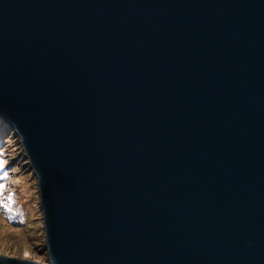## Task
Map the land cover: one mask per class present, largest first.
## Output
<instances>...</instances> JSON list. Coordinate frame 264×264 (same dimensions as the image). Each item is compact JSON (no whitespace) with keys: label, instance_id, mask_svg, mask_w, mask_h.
Segmentation results:
<instances>
[{"label":"water","instance_id":"95a60500","mask_svg":"<svg viewBox=\"0 0 264 264\" xmlns=\"http://www.w3.org/2000/svg\"><path fill=\"white\" fill-rule=\"evenodd\" d=\"M0 125L46 264H264V0H0Z\"/></svg>","mask_w":264,"mask_h":264},{"label":"rangeland","instance_id":"374dc122","mask_svg":"<svg viewBox=\"0 0 264 264\" xmlns=\"http://www.w3.org/2000/svg\"><path fill=\"white\" fill-rule=\"evenodd\" d=\"M0 186V254L46 264L37 233L33 179L14 155L1 125Z\"/></svg>","mask_w":264,"mask_h":264},{"label":"snow or ice","instance_id":"6c2138e0","mask_svg":"<svg viewBox=\"0 0 264 264\" xmlns=\"http://www.w3.org/2000/svg\"><path fill=\"white\" fill-rule=\"evenodd\" d=\"M0 187H2V186H0ZM4 206H5V208H9V205H7V204H5ZM9 210H10V208H9Z\"/></svg>","mask_w":264,"mask_h":264}]
</instances>
